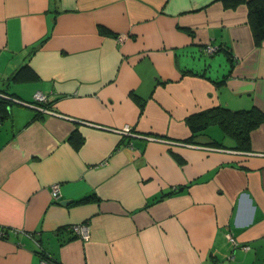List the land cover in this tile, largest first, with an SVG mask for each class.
I'll return each mask as SVG.
<instances>
[{"label": "crops", "instance_id": "crops-1", "mask_svg": "<svg viewBox=\"0 0 264 264\" xmlns=\"http://www.w3.org/2000/svg\"><path fill=\"white\" fill-rule=\"evenodd\" d=\"M0 101V264H264V122L185 141L194 112L264 111L245 3L0 0Z\"/></svg>", "mask_w": 264, "mask_h": 264}, {"label": "trees", "instance_id": "trees-1", "mask_svg": "<svg viewBox=\"0 0 264 264\" xmlns=\"http://www.w3.org/2000/svg\"><path fill=\"white\" fill-rule=\"evenodd\" d=\"M226 7H235L240 3H245L248 8V21L252 29L253 39L256 44L264 40V0H221ZM220 48V47H218ZM13 78L17 80L35 79L36 74L29 64L20 66ZM2 101H0L1 103ZM47 102V100H46ZM44 102V104H46ZM7 107L0 106V119L4 117ZM191 137L185 141L190 142L198 133L203 132L209 126L218 125L223 133L233 138L234 148L246 150L250 145V133L260 123L264 122V111L252 106L248 109L232 110L223 106L210 107L188 115L185 119ZM170 194V192L161 195V197ZM160 197V198H161ZM91 196H84L78 200L86 201ZM157 198V199H160ZM43 250L41 255L44 254ZM48 254V253H46Z\"/></svg>", "mask_w": 264, "mask_h": 264}, {"label": "built area", "instance_id": "built-area-1", "mask_svg": "<svg viewBox=\"0 0 264 264\" xmlns=\"http://www.w3.org/2000/svg\"><path fill=\"white\" fill-rule=\"evenodd\" d=\"M119 40L123 39V36H119L118 37ZM216 47L208 44L204 47V52H206L207 54H213L216 51ZM33 98H34V103L37 102V104L40 103H44L47 100V97L45 96V94L41 93V92H35L33 94ZM48 113H54L51 110H45ZM123 133H132L130 131V128L128 126H125L124 128H122L121 130ZM52 195L53 197L56 199L59 196V183H54L52 184ZM71 230L73 232H75L76 234H78L80 236L81 239L85 240L89 237V231L87 229L86 225H81V224H73L70 226ZM244 249H247L248 246H243ZM39 264H61L59 262H57L55 259H53L50 255L44 253L42 255H40V259H39Z\"/></svg>", "mask_w": 264, "mask_h": 264}, {"label": "water", "instance_id": "water-1", "mask_svg": "<svg viewBox=\"0 0 264 264\" xmlns=\"http://www.w3.org/2000/svg\"><path fill=\"white\" fill-rule=\"evenodd\" d=\"M69 201H70V200H62L61 203H62V204H67V203H69Z\"/></svg>", "mask_w": 264, "mask_h": 264}, {"label": "rangeland", "instance_id": "rangeland-1", "mask_svg": "<svg viewBox=\"0 0 264 264\" xmlns=\"http://www.w3.org/2000/svg\"><path fill=\"white\" fill-rule=\"evenodd\" d=\"M207 59H209V58H207Z\"/></svg>", "mask_w": 264, "mask_h": 264}]
</instances>
